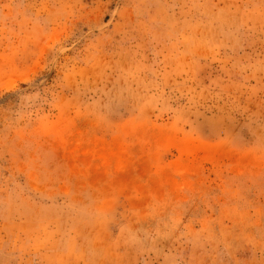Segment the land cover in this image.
<instances>
[{
    "label": "rangeland",
    "instance_id": "obj_1",
    "mask_svg": "<svg viewBox=\"0 0 264 264\" xmlns=\"http://www.w3.org/2000/svg\"><path fill=\"white\" fill-rule=\"evenodd\" d=\"M0 264H264V0H0Z\"/></svg>",
    "mask_w": 264,
    "mask_h": 264
}]
</instances>
